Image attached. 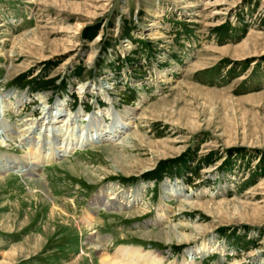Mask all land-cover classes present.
I'll return each mask as SVG.
<instances>
[{
	"label": "rangeland",
	"instance_id": "374dc122",
	"mask_svg": "<svg viewBox=\"0 0 264 264\" xmlns=\"http://www.w3.org/2000/svg\"><path fill=\"white\" fill-rule=\"evenodd\" d=\"M1 99L0 264H264V0H0Z\"/></svg>",
	"mask_w": 264,
	"mask_h": 264
},
{
	"label": "bare ground",
	"instance_id": "6f19581e",
	"mask_svg": "<svg viewBox=\"0 0 264 264\" xmlns=\"http://www.w3.org/2000/svg\"><path fill=\"white\" fill-rule=\"evenodd\" d=\"M5 107H6L5 99H1L0 100V109L3 110V109H5ZM49 113H46V114H48L49 118L46 117L48 119L47 120L43 119L42 123H41L42 126L47 125L48 128L50 127V125L53 124L52 115H50ZM54 115H56L58 118L62 115L60 108L57 111H55ZM75 116H77V113L75 114ZM53 117H55V116H53ZM115 123H118V122H115ZM115 123H113V125L110 126L111 127V134H113V135H114L115 131L118 132V130L120 129V127H118L117 125L115 126ZM64 124H65V122H64ZM119 125L123 126V125H126V123L125 124L120 123ZM106 129H107L106 127L104 129L101 128L102 131L104 130V133L106 132ZM50 130L52 131L53 138L57 139V137H59V136H57V133L55 131H53V129H51V128H50ZM29 131L30 130L27 129V132H29ZM99 132H100V129H99ZM31 133H33V131L29 132V134L27 136H25V135L23 136L22 135V137H21V139H24L27 142L26 144H31V143L33 144L34 137L33 136L29 137V135ZM96 136L98 137L99 133L96 132V135H94V136L92 135V137L91 136L90 137L92 139V138H94ZM7 137L8 136H2L1 137L2 139H0V142H3V143L8 142L10 139H8L9 137L8 138ZM86 138L89 139V137H84V138H82V141H80V142L84 143ZM20 141H22V140H20ZM30 141H32V142H30ZM70 143L73 144V145H78L79 141L78 140L74 141V139H73V141H71ZM67 146H68V144H65L62 149L59 148L57 151L56 150H52V149L50 151V149L49 150L46 149V150H43L44 152L41 151L37 146L34 147L33 149L30 148L31 149L30 153L24 155V159L26 161L25 162L26 166L25 167H21L20 171H24L25 173H28V174H31V175L35 174L36 171H38V169H40L42 164L49 163L54 158L63 155L62 153H66L70 149V147H72V146H70V147L67 148ZM17 147H19V146H17ZM22 148H23V146H22ZM0 167L2 168L3 166H0ZM1 168H0V170H1ZM33 184H36V185H39V186L41 185L40 180L33 181ZM111 189L112 188H110V190ZM119 195H120V197L115 196V194L113 196H111V197L109 196L106 201L101 200L102 197L100 196L101 198H99V197L95 198V202H93V205H96V204H98L100 202L101 203L100 206H102V207H105V208L113 207L114 202H116L115 200L124 196L123 193H120ZM134 196L137 199V197H138L137 192H136V194H134ZM98 200H100V201H98ZM86 218H88V220L92 219V216H91V214L89 212H88ZM85 228H87V227H85ZM86 239H87V242L89 243L90 247L92 248V250H94V252L97 253V255H99L98 257H99V261H100L101 264H160L159 263L160 260H158L156 258H152V257H150L148 255L144 256V254H141L139 250H135V249H131L130 250V249H127L126 247H122V248L117 249V251L114 252V254H113L114 256L111 257V255L110 254L108 255L107 252L105 251V248H104L103 244H99L97 242H94L95 238H93V237L88 235L86 237ZM205 246L206 245L204 243H202L197 248L196 247L195 248H193V247L189 248V250H187V252H188V254H191V255L200 254V252L204 251Z\"/></svg>",
	"mask_w": 264,
	"mask_h": 264
}]
</instances>
